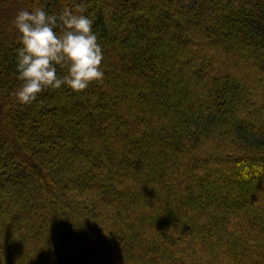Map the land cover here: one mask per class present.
<instances>
[{"label": "trees", "instance_id": "16d2710c", "mask_svg": "<svg viewBox=\"0 0 264 264\" xmlns=\"http://www.w3.org/2000/svg\"><path fill=\"white\" fill-rule=\"evenodd\" d=\"M36 7L102 81L17 101ZM0 264H264V0H0Z\"/></svg>", "mask_w": 264, "mask_h": 264}, {"label": "clouds", "instance_id": "9594fccd", "mask_svg": "<svg viewBox=\"0 0 264 264\" xmlns=\"http://www.w3.org/2000/svg\"><path fill=\"white\" fill-rule=\"evenodd\" d=\"M65 7L60 13L49 14L43 7L20 10L13 24L20 34L21 47L16 49V73L21 81L13 95L22 104L32 103L45 87L62 85L80 91L92 81H102L100 67L103 50L92 30L94 21ZM62 31H55L57 25ZM57 66L65 69L57 74Z\"/></svg>", "mask_w": 264, "mask_h": 264}]
</instances>
